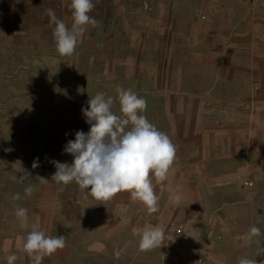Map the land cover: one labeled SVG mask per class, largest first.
<instances>
[{
	"label": "crops",
	"instance_id": "crops-1",
	"mask_svg": "<svg viewBox=\"0 0 264 264\" xmlns=\"http://www.w3.org/2000/svg\"><path fill=\"white\" fill-rule=\"evenodd\" d=\"M128 1L126 52L111 68L154 96L142 114L170 137L175 160L166 180L155 179L157 212L137 201L134 218L130 193L118 192L42 263L70 258L79 242L124 249L134 224L164 229L165 250L186 264H238L257 245L249 229L264 220V0Z\"/></svg>",
	"mask_w": 264,
	"mask_h": 264
},
{
	"label": "rangeland",
	"instance_id": "rangeland-1",
	"mask_svg": "<svg viewBox=\"0 0 264 264\" xmlns=\"http://www.w3.org/2000/svg\"><path fill=\"white\" fill-rule=\"evenodd\" d=\"M70 3L71 0H0V264H7L10 254L18 257L14 264H33L22 244L33 225L47 236L63 235L66 242H73L80 227L115 199L116 194L106 201L97 200L75 182L57 184L51 179L56 167L50 161L72 163L73 157L64 152V147L68 140L75 139L77 131H89L82 108L87 106L90 95L103 92L115 98L117 88L123 87L141 96L132 82L122 79L120 67L115 64L111 68L110 63L120 60L126 52L122 30L127 26L124 16L131 12L125 6L129 1L93 0L95 7L89 15L100 21V26H88L75 53L61 56L52 35L54 26H49L45 12L53 9L70 28ZM108 25L111 30L104 28ZM112 36L113 46L109 44ZM142 97L147 104L154 101L153 95ZM112 111L122 115L118 100ZM36 158L39 166L33 169ZM151 179L154 185L156 178ZM29 185L34 187L31 196L24 193ZM16 193H20L18 200L12 199ZM156 194L160 200L161 193ZM129 200L135 218L139 200H133L131 195ZM18 207L27 210L23 224L15 215ZM256 226L261 235L255 238L257 245L251 248L248 258L264 264V253L258 251L264 247V220ZM142 232L130 225L129 244L124 249L120 242L107 251L79 242L70 258L42 264H186L169 254L164 242L149 251H140ZM22 237V242H17ZM117 250L121 251L119 258ZM197 261L201 263V257Z\"/></svg>",
	"mask_w": 264,
	"mask_h": 264
},
{
	"label": "clouds",
	"instance_id": "clouds-1",
	"mask_svg": "<svg viewBox=\"0 0 264 264\" xmlns=\"http://www.w3.org/2000/svg\"><path fill=\"white\" fill-rule=\"evenodd\" d=\"M69 7L73 18L70 28L56 16L53 9L48 8L45 12L49 17V26H54L52 35L56 51L61 56H72L87 27L96 28L101 23L89 15L95 7L93 0H71ZM116 91L115 98L106 97L103 92L90 95L87 106L82 108L86 123L90 125L89 131H77L75 139L68 140L65 145L64 152L73 157L71 164L50 161L56 167L51 179L65 186L75 182L82 191L90 192L97 200L106 201L118 192L127 191L133 200L142 202L152 214L158 211L159 196L154 190L151 176H155L157 183L167 179L175 160L176 148L170 137L142 114L147 109L144 97L123 87H118ZM117 100L122 115L112 111ZM38 161L39 158H36L33 162V169L39 166ZM33 191L31 185L24 189L27 196H31ZM20 198V193L12 196L16 200ZM172 199L179 202L181 196L177 193ZM15 215L23 224L27 210L18 207ZM260 235L261 229L254 225L249 229L248 239ZM164 240V229L158 225L146 227L139 240V250L149 251L161 246ZM65 243L63 235L47 236L33 225L32 231L24 239L23 251L33 264H42L45 256L63 249ZM258 251L264 253V247ZM115 255L119 258L121 251L117 250ZM17 259L15 254H10L7 264H14ZM238 264H257V259L241 257Z\"/></svg>",
	"mask_w": 264,
	"mask_h": 264
},
{
	"label": "built area",
	"instance_id": "built-area-1",
	"mask_svg": "<svg viewBox=\"0 0 264 264\" xmlns=\"http://www.w3.org/2000/svg\"><path fill=\"white\" fill-rule=\"evenodd\" d=\"M244 185H246V186H252L253 185V181L252 180H245L244 181ZM173 226H175L177 232L180 233V232L183 231V226L177 225L175 223H173Z\"/></svg>",
	"mask_w": 264,
	"mask_h": 264
}]
</instances>
